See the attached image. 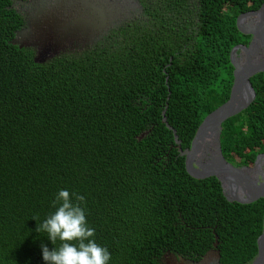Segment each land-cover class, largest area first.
Instances as JSON below:
<instances>
[{
    "label": "trees",
    "instance_id": "1",
    "mask_svg": "<svg viewBox=\"0 0 264 264\" xmlns=\"http://www.w3.org/2000/svg\"><path fill=\"white\" fill-rule=\"evenodd\" d=\"M15 1L0 0V264H46L41 245L55 246L36 229L61 189L85 197L110 264L198 260L216 237L220 264H249L264 199L231 203L217 178L190 175L164 118L190 148L231 97V52L251 41L237 19L264 0H140V18L46 63L13 43L27 24ZM251 83L255 101L221 134L237 167L264 154V71Z\"/></svg>",
    "mask_w": 264,
    "mask_h": 264
},
{
    "label": "water",
    "instance_id": "2",
    "mask_svg": "<svg viewBox=\"0 0 264 264\" xmlns=\"http://www.w3.org/2000/svg\"><path fill=\"white\" fill-rule=\"evenodd\" d=\"M26 8L31 15L28 28L17 35H24L27 42L38 46L37 63H46L58 55L54 49L69 38L84 35L92 39L108 32L124 12L118 0H32ZM237 28L243 35L251 36V41L248 46L238 45L231 52L234 82L230 99L204 119L190 148L183 149L177 132L166 118L164 123L173 131L190 175L200 179L215 177L229 202L250 205L264 199V182L255 181L251 175L259 165L260 156L252 168L234 166L223 155L221 134L223 123L247 110L256 99L251 78L264 71V4L257 11L240 15ZM13 43L26 48L17 39ZM218 244L216 237L214 249L206 255H215L220 264ZM257 245L258 253L249 264H264V218Z\"/></svg>",
    "mask_w": 264,
    "mask_h": 264
},
{
    "label": "clouds",
    "instance_id": "3",
    "mask_svg": "<svg viewBox=\"0 0 264 264\" xmlns=\"http://www.w3.org/2000/svg\"><path fill=\"white\" fill-rule=\"evenodd\" d=\"M52 206L55 211L38 222L36 229L55 246L49 250L41 245L46 264H110V251L96 242L95 229L88 223L85 197L61 189Z\"/></svg>",
    "mask_w": 264,
    "mask_h": 264
},
{
    "label": "rangeland",
    "instance_id": "4",
    "mask_svg": "<svg viewBox=\"0 0 264 264\" xmlns=\"http://www.w3.org/2000/svg\"><path fill=\"white\" fill-rule=\"evenodd\" d=\"M122 6V10L125 11L126 13H124L123 15L121 14V18L123 19V16H133V17H137L139 15L142 14V10H141V6L138 2V0H121L119 3ZM15 9L24 16V18L26 19V22L28 23L31 15L29 13V9H23V5H21L20 3H15L14 5ZM28 25L25 26L24 29H27ZM28 38V37H27ZM17 42L26 47V48H34L36 50V57L38 56L39 53V48L37 45H32L29 42L26 41V38L24 35H17L16 37ZM94 40V38L90 39L84 35H79L75 38H69L68 40H65V42H63V44H61L60 46H58L56 49L58 54L67 50H72V49H82L87 47L89 44H91V42ZM29 43V44H26ZM168 257H166L167 259ZM165 264V263H164Z\"/></svg>",
    "mask_w": 264,
    "mask_h": 264
},
{
    "label": "flooded vegetation",
    "instance_id": "5",
    "mask_svg": "<svg viewBox=\"0 0 264 264\" xmlns=\"http://www.w3.org/2000/svg\"><path fill=\"white\" fill-rule=\"evenodd\" d=\"M121 0H118V3H120ZM140 6H141V12L142 14L137 16V17H133V16H123L124 18L122 19L121 17L115 21V24L113 25V27L117 24V23H120V22H124V21H130V20H133L135 18H140L142 15H143V7L141 5V1L138 0ZM15 3H20L21 5H23V9H27V5H30L32 3V0H25V1H22V0H18V1H15ZM14 3V5H15ZM126 13L125 11L123 12V14ZM122 14V15H123ZM27 26V24H26ZM112 27V28H113ZM25 28V27H24ZM23 28V29H24ZM22 29V30H23ZM107 33V32H106ZM105 33L103 34H99L97 35L96 37H99V36H103ZM95 39V38H94ZM83 49V48H82ZM82 49H78V50H82ZM71 50V49H70ZM72 50H76V49H72ZM69 51V50H67ZM260 158H259V165L256 166L254 164L255 167V170H253V173L251 174L252 175V178L255 180V181H258V182H264V154H261L259 155ZM257 161V160H256ZM255 161V163H256ZM253 166V167H254ZM245 167V166H244ZM252 168V167H251ZM166 257H168L166 259ZM163 264H218L217 263V260H216V257L215 255H210V256H203L201 259H198V260H195V259H192V258H187V257H182V256H176L174 254H166L162 260Z\"/></svg>",
    "mask_w": 264,
    "mask_h": 264
}]
</instances>
